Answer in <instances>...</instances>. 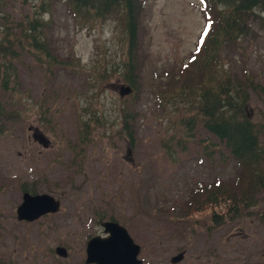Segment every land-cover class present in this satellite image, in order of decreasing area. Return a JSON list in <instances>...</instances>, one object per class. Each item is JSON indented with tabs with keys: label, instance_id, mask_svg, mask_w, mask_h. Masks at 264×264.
<instances>
[{
	"label": "rangeland",
	"instance_id": "obj_1",
	"mask_svg": "<svg viewBox=\"0 0 264 264\" xmlns=\"http://www.w3.org/2000/svg\"><path fill=\"white\" fill-rule=\"evenodd\" d=\"M39 5L40 0H0V35L11 26L6 19L24 21ZM42 17L65 65L48 69L44 57L33 61L29 52L18 63L13 108L21 117L0 134V264H85L100 214L125 225L141 247L143 264H170L181 251L186 254L178 264H264V190L255 206L221 225L211 220V208L189 223L170 218L181 213V203L198 184L234 188L238 177L235 160L219 156L204 134L186 136L185 126L174 122L184 113L177 114L168 98L159 106L153 95V87H164L169 77L155 76L177 72L200 40L205 26L200 0H145L139 94L124 98L116 73L126 58L119 20L79 22L66 0H53ZM224 52L232 72L254 74L264 88L263 26L251 22L250 32ZM104 71L108 78L100 83ZM122 109L137 113L134 144L123 130ZM247 111L264 121L260 90ZM29 127L49 140L47 149L32 140ZM179 140L184 151L176 148ZM25 184L60 200V211L18 222L15 211ZM214 212L220 215V208ZM58 246L67 249V258L55 254Z\"/></svg>",
	"mask_w": 264,
	"mask_h": 264
},
{
	"label": "trees",
	"instance_id": "obj_2",
	"mask_svg": "<svg viewBox=\"0 0 264 264\" xmlns=\"http://www.w3.org/2000/svg\"><path fill=\"white\" fill-rule=\"evenodd\" d=\"M52 1L40 0L38 12L24 21L6 19L5 23L9 22L11 26L6 25L0 35V134L6 131L9 123L21 117L19 109L13 108L14 94L20 87L18 63L21 54L29 52L33 61L40 62H43L40 57H44L48 69L65 65L55 47L50 45L45 30L49 22L42 17L45 11L50 10ZM66 1L71 14L79 22L107 18L120 21L126 58L116 73L137 96L141 16L145 0ZM200 9L205 26L196 48L177 72L155 76L169 77L164 87L160 83L153 87V95L157 97L159 106L168 98L169 103L176 106L177 114L184 113L174 122L175 126H185L186 136L193 138L197 133L204 134L207 142L218 147L216 153L219 156L225 154L236 161L238 177L233 182L234 188L228 184L210 186L200 183L191 197L181 203V213L170 215V218H177V224L179 218L183 219V223H189L197 213L211 208V220L221 225L226 217H236L241 210L255 206L264 190V121L252 119L247 111L255 91L260 90L264 95V88L254 74L244 71L240 76L232 72L228 66V54L224 52L250 32L251 22H258L264 27V0H200ZM104 72L100 83L108 78ZM5 99H9V104L4 102ZM120 112L123 130L130 143L134 144L133 124L137 121V113L132 110L125 113L123 109ZM179 147L182 151L186 148L180 140L176 145V148ZM208 147L204 149L208 150ZM212 154L209 153L210 156ZM23 191L36 194L26 184ZM217 207L220 208V215L214 212ZM174 209L171 208V212ZM160 211L155 212L158 214Z\"/></svg>",
	"mask_w": 264,
	"mask_h": 264
},
{
	"label": "water",
	"instance_id": "obj_3",
	"mask_svg": "<svg viewBox=\"0 0 264 264\" xmlns=\"http://www.w3.org/2000/svg\"><path fill=\"white\" fill-rule=\"evenodd\" d=\"M132 93L130 86H121L119 96L126 97ZM32 131V140L43 148L50 144L49 140L37 129ZM61 203L48 194L31 195L25 192L22 202L16 209V218L20 222H34L47 214L58 213ZM106 237L96 235L90 238L86 245L85 264H142L138 258L141 247L134 242L128 230L116 222L102 224ZM55 254L67 258L68 251L62 246L55 248ZM185 252L181 251L170 259L171 264H178L184 260Z\"/></svg>",
	"mask_w": 264,
	"mask_h": 264
},
{
	"label": "flooded vegetation",
	"instance_id": "obj_4",
	"mask_svg": "<svg viewBox=\"0 0 264 264\" xmlns=\"http://www.w3.org/2000/svg\"><path fill=\"white\" fill-rule=\"evenodd\" d=\"M50 145V144H49ZM49 147V146H48ZM25 193V191H23L22 192V195ZM48 215H52V214H47V215H44V216H42V217H45V216H48ZM42 217H40V218H42ZM101 217H103L102 216V214H100V216H96V220L94 221V223H95V226H97L98 228H99V230L98 231H96L94 234H92L91 236H89L90 238H92V237H94V236H96V235H99V236H101V237H106L107 235L104 233V228H103V226H102V224L104 223V222H116V223H119V221L118 220H116L115 218H110V217H108L107 215H105L104 216V218H101ZM108 218V219H107ZM39 220V219H38ZM120 225H122L121 223H119ZM123 226V225H122ZM125 226V225H124ZM123 226V227H124ZM89 238V239H90ZM88 239V240H89Z\"/></svg>",
	"mask_w": 264,
	"mask_h": 264
}]
</instances>
